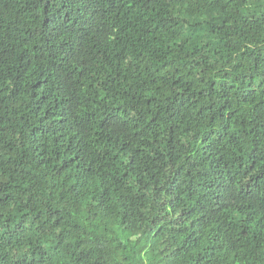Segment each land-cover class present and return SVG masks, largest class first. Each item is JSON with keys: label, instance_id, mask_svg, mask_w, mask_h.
<instances>
[{"label": "trees", "instance_id": "trees-1", "mask_svg": "<svg viewBox=\"0 0 264 264\" xmlns=\"http://www.w3.org/2000/svg\"><path fill=\"white\" fill-rule=\"evenodd\" d=\"M0 264H264V0H0Z\"/></svg>", "mask_w": 264, "mask_h": 264}]
</instances>
